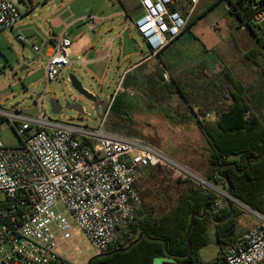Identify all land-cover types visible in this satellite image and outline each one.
I'll list each match as a JSON object with an SVG mask.
<instances>
[{"label":"built area","instance_id":"built-area-1","mask_svg":"<svg viewBox=\"0 0 264 264\" xmlns=\"http://www.w3.org/2000/svg\"><path fill=\"white\" fill-rule=\"evenodd\" d=\"M137 1L134 26L151 59L186 30L200 0ZM252 9V23L263 25L264 9L258 3ZM22 17L18 0H0V33L13 32ZM16 38L47 60V84L76 64L71 58L73 41L68 27L39 47L23 34ZM4 74L5 64L0 61V78ZM122 79L94 128L52 120L43 110L37 117L6 111L0 102V116L8 119L21 141L17 147H8L0 138V264H75L65 257L63 248L68 245L77 250L83 237L96 256L131 247L148 216L136 186L147 168L167 169L174 179H193L221 192L145 138L108 127ZM214 115L208 113L201 119L216 120ZM225 196L232 200L228 193ZM213 208L221 209L218 201ZM256 215L260 224L227 246L225 264L264 262V215Z\"/></svg>","mask_w":264,"mask_h":264},{"label":"rangeland","instance_id":"rangeland-1","mask_svg":"<svg viewBox=\"0 0 264 264\" xmlns=\"http://www.w3.org/2000/svg\"><path fill=\"white\" fill-rule=\"evenodd\" d=\"M25 1L30 8L32 4L39 7L36 15L38 18H33V13L31 15L35 21L43 22L45 17L53 19L52 25L58 33H61L67 24L72 23L69 34L73 40L82 35L97 49L109 52L111 57L95 72L91 66L72 65L65 68L57 80L47 84V60L40 57L32 45L23 47L16 38V32L2 33L0 61L5 64V74L0 78V102L6 111L37 117L41 113L40 110H43L52 120L76 125L87 124L94 128L101 122L97 119L95 104L72 87L69 75L74 74L85 88L96 94L100 102L108 100L114 94L123 77L119 94H124L132 105H135L132 112L135 133L131 136L145 138L176 160L187 164L211 185H214V182L206 179L211 171L207 143L178 89H194L212 98L219 91L218 87L226 82L224 72L231 71L248 87L254 108L264 119V107H256V100L262 97L259 92L264 87L263 77L259 66L245 57V54L256 46L255 34L264 38V24L253 30L241 27L238 19L230 14L228 0H200L189 18L186 30L162 50L160 58L157 55L152 61L125 75L127 66L150 54L149 48L134 26L137 17L134 11L137 5L135 0L125 3L117 0ZM20 8L26 10L23 4ZM50 26L49 23H44L42 30L47 32ZM117 34L119 36H116ZM114 36L116 39L111 46L110 41ZM40 42L35 40L37 44ZM72 49L73 46L71 52ZM121 51L123 56H129L126 60L119 61L120 57L123 58ZM72 58L74 59L73 56ZM74 60L79 61L81 58ZM219 60L224 68L221 66L222 70L216 72L217 68L214 66ZM52 97L60 99L62 103H78L84 107L85 113L64 110L60 115H55L49 103ZM230 103L229 96H221L215 106L224 107ZM210 113L214 115V112ZM1 121L0 138L4 145L19 146L21 141L8 119L0 116ZM118 131L130 135L125 130ZM229 159L237 160L238 157L232 156ZM237 205L246 211L244 216L247 220L254 222L260 219L243 203L239 202ZM248 225L249 223L243 224L241 231H245ZM211 231L212 228L210 244L200 252L201 264H220V247L215 232ZM78 242L75 241L76 244ZM78 246L77 250L69 249L68 245L63 248L65 257L75 264H88L97 255L85 237ZM154 264H162V258L155 259Z\"/></svg>","mask_w":264,"mask_h":264},{"label":"trees","instance_id":"trees-1","mask_svg":"<svg viewBox=\"0 0 264 264\" xmlns=\"http://www.w3.org/2000/svg\"><path fill=\"white\" fill-rule=\"evenodd\" d=\"M228 1L230 14L241 27L253 30L262 26L252 23V4L264 9V0ZM255 36L256 46L245 57L259 66L264 81V38ZM224 78L226 82L212 98L194 89L182 88L178 93L207 143L209 180L223 179L231 187L233 198L264 215V119L256 112L248 87L231 71H225ZM221 96H229L231 103L215 106ZM134 107L119 94L110 110V128L134 134ZM211 111L216 120L201 119ZM232 156L238 159L230 160ZM145 171L136 185L148 215L141 225L143 237L129 248L95 256L89 264H154L155 259L167 256L180 264H201L200 251L211 242L212 226L222 253L218 261H222L227 246L238 239L236 231L246 211L232 201L230 208L214 209L217 194L193 179H174L169 170L160 167Z\"/></svg>","mask_w":264,"mask_h":264},{"label":"crops","instance_id":"crops-1","mask_svg":"<svg viewBox=\"0 0 264 264\" xmlns=\"http://www.w3.org/2000/svg\"><path fill=\"white\" fill-rule=\"evenodd\" d=\"M135 1H136L137 5L134 8V11L136 13L138 11V9H139V2L137 0H135ZM18 2H19V7H20L21 4H23L26 10L23 11L20 8L22 10V14H23L22 20L13 29V32H11V33L14 34V32H16L17 34H23V35H25L26 37H28L29 39L32 40V42H33V44L35 46H38V47L41 46V45H44V44L48 45L50 42H52L53 39L55 37H57V35L59 34L55 30L56 29L55 26L52 25V22H54V20L53 19L51 20L49 17H45L43 22H39V20H36L35 21L34 19H32V17L33 18H38L36 15H37V12L39 11V7H37V6H35V5L32 4V8H30L28 5H26V1L25 0H18ZM44 5H48V4H44ZM32 13H33V16L31 17ZM95 20L96 19L94 18V22H95ZM44 23L45 24H48L49 23L51 25L50 28H48L47 32H44L42 30V25ZM62 23H64V22H62ZM55 24L56 25H59L57 23H55ZM61 27H62V25H61ZM66 27H68V32H69V30L72 27V23L67 24ZM2 33H5V32H2ZM2 33H0V35ZM119 34H117L116 36H119ZM116 36H114V38L110 41V45L111 46L113 45V43H114V41L116 39ZM35 40H38V41H41V42L39 44H37V43H35ZM72 41H73V45H72L73 46V49H72V52H71V58H72V56L74 57V59L81 58V60H79V61L78 60H74L72 58V60L76 63V65H77L78 62L83 61L82 64L80 63L81 66L82 65L91 66L92 71L95 72V71L98 70V67L103 62H105L107 59H109L111 57V54L109 52H104V51H101V50L97 49L94 45L90 44L91 41L89 39L84 38V36H82V35L78 36L77 39H74V40L72 39ZM25 46H23V47H25ZM163 51H161L158 54V58H160V54L163 53ZM43 52H44V54L47 52L46 51V48L44 49ZM37 54L40 55V57L43 58V56L41 54H39V53H37ZM120 55L123 56V52L122 51L120 52ZM148 55H146L143 59L138 60L137 63H135L133 65L127 66L126 69H125V71H124V75L126 73L130 74L134 69H136V68L140 67L141 65H143L144 63H148V62H150V61H152L154 59V58L147 59ZM127 57H129V56H123L122 59L120 57L119 58V61L126 60ZM231 62H232V60L230 59V65H231ZM160 63H162V61ZM162 65L165 67V65L163 63H162ZM221 66L224 68L222 62L219 60V62L216 63V65L214 66V67L217 68V70H215V71L216 72H220L222 70V67ZM260 93L262 94V97L260 98V100H256V101H258L257 104H256V107H264V87L260 90L259 94ZM145 170H144L143 174L146 173ZM206 179L209 180V178H206ZM210 181L211 182H214V186H216L221 192H224V193L215 192L217 194V196H218V200L217 201H218V203H219V205L221 207V210L222 209H225V208H230V201H232L234 204H238V203L234 202L233 200H231L230 198H228L227 196H225V193L228 192V185H227V183L223 179H221V178H214V180H210ZM247 222L249 223L248 227L247 226L245 227L246 228L245 231H241L243 229V224H246L247 225L248 224ZM260 222H261L260 219L254 221V222H251V221L247 220L245 216H243L241 218V220H240V225L238 226V229L236 231V233L238 234V238L240 236H242L244 233H246L249 230H251L252 228L257 227L260 224ZM212 229H213V231H211V232H215V234H216V240H217V244H218L217 233L214 230V227L213 226H212ZM218 246H219V244H218ZM219 258L222 259L221 249H220V256H219ZM200 259H201V255H200ZM219 263L220 264L221 263L223 264V260L220 261Z\"/></svg>","mask_w":264,"mask_h":264},{"label":"water","instance_id":"water-1","mask_svg":"<svg viewBox=\"0 0 264 264\" xmlns=\"http://www.w3.org/2000/svg\"><path fill=\"white\" fill-rule=\"evenodd\" d=\"M69 80L71 82L72 87L84 98H86L89 101H92L95 104V109L97 111V117L99 119H102L103 116L105 115V113L107 112L108 109V103L106 101H98V98L96 95H94L92 92H90L87 88H85L81 81L74 75V74H70L69 75ZM50 103V107L52 110V113L55 115H60L64 110H73V111H77L79 113H85V109L82 105L78 104V103H70V102H66V103H62L60 101V99L56 98V97H52L49 100ZM231 197H232V189L231 187L228 185V192H227ZM232 200L236 203H239V201L235 198L232 197ZM246 208L252 210L253 212H255L253 209H251L250 207L244 205ZM257 213V212H255ZM193 220V219H192ZM143 237V234H141L138 238L137 241H139L141 238ZM162 258V264H180L177 262V260L171 256H167V257H161Z\"/></svg>","mask_w":264,"mask_h":264}]
</instances>
